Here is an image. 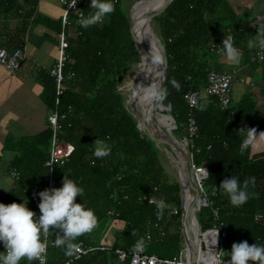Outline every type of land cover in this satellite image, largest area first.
I'll list each match as a JSON object with an SVG mask.
<instances>
[{"label": "trees", "instance_id": "1", "mask_svg": "<svg viewBox=\"0 0 264 264\" xmlns=\"http://www.w3.org/2000/svg\"><path fill=\"white\" fill-rule=\"evenodd\" d=\"M90 2L79 1V10L85 16L94 11L89 8ZM112 2L115 11L89 28H82L79 21L71 18L74 33L68 40L70 57L63 69V92L57 94L54 77L48 72L44 97L51 110L66 112L59 136L75 146L69 158L57 164L54 187H61L68 175L84 189L76 202L94 210L97 224L107 216L123 226L117 227L113 242L108 245L94 241L92 231L78 237V248L93 247L79 256L78 249L67 255L64 248L54 246L53 229L48 236L46 264H129L138 241L146 253L167 259L178 257L185 247L180 179L166 171L162 163L166 152L138 126V117L125 103L119 88L131 66L141 62V53L132 34L125 0ZM248 19L229 0H172L151 18L167 59L166 78L160 90L166 95L158 101L171 105L175 137L186 136L188 117L192 116L197 123L198 135L193 142L198 151L194 160L208 167L210 175L204 186L208 185V190L215 187L216 193L209 196L212 206H201L196 216L203 230L222 225L219 247L225 261L230 259L234 242L246 240L250 245H264V150L252 152L250 146L241 154L245 133L237 131L260 128L250 122L256 100L248 92L228 109H222L217 97L206 93L200 94L197 104L189 107L184 92L189 88L204 89L207 72L212 68L208 45H222L224 33L234 36V46L241 51L243 62L252 69L263 66L264 51L258 47L250 49L248 40L255 38L258 30H264V25L248 24ZM139 38L149 51L147 42L140 35ZM258 51L263 52L262 57L257 56ZM156 110L164 114L158 109V102ZM50 136L48 125L35 135L19 138V151L10 163L17 173L16 183L4 204L24 202L30 210L39 211L38 193L48 189L45 161ZM96 139L110 146V155L94 156ZM231 176L241 182L255 177V185L248 188L250 198L240 207L232 206L228 195L219 188ZM150 197L165 201L161 214L156 204L149 202ZM214 209L218 212L216 218ZM258 213L263 217L257 220ZM116 249L123 250L125 258ZM20 264L39 263L25 258Z\"/></svg>", "mask_w": 264, "mask_h": 264}, {"label": "crops", "instance_id": "2", "mask_svg": "<svg viewBox=\"0 0 264 264\" xmlns=\"http://www.w3.org/2000/svg\"><path fill=\"white\" fill-rule=\"evenodd\" d=\"M63 11L64 4L61 0H0V46L9 49L21 46L24 50L20 65L14 72L0 63V203L4 202L16 183L10 163L19 151V138L35 135L48 126L47 119L51 108L44 97L46 74H50V69L57 60L60 31L58 24L60 27ZM72 17H75L74 13L70 15ZM71 26L69 32L73 35L74 27ZM218 62H221L217 64L220 69L214 70H235L234 79L257 89L248 88L246 93H252V98L256 100L255 107L259 108L258 96L264 99V65L252 69L248 63L243 62L242 56L238 65L228 61L232 66H226L222 63L223 60ZM257 72L262 76L260 80L255 77ZM204 89L202 91L206 94ZM261 90L262 93L259 94ZM246 93H241L240 98ZM257 109L254 112L256 115L259 114ZM255 116L251 117L250 122L260 127L257 131L259 134L264 131V118L262 122H258ZM261 150H264V141L257 139L252 146V152ZM115 228L116 226L108 222L99 238H93L94 241L105 244L104 240L111 237L107 234L115 233ZM3 251L5 248L3 242H0V252Z\"/></svg>", "mask_w": 264, "mask_h": 264}, {"label": "clouds", "instance_id": "3", "mask_svg": "<svg viewBox=\"0 0 264 264\" xmlns=\"http://www.w3.org/2000/svg\"><path fill=\"white\" fill-rule=\"evenodd\" d=\"M77 0H71L69 7H75ZM89 8L94 11L87 16L80 15L79 23L82 28H89L101 23L103 19L115 11L112 0H91ZM248 47H258L264 51V30H258L255 38L248 40ZM222 48L227 61L238 65L241 53L234 46V36L224 33ZM160 60L159 55L156 56ZM179 88L178 85H176ZM166 92H153L157 99H163ZM238 132L245 133L241 141L240 152L244 153L250 146H254L257 139L264 141V131L257 134L256 128H241ZM94 156L104 158L110 155V146L96 139L94 141ZM202 178L207 179L210 175L206 168L202 171ZM255 185V177H249L241 182L238 177L225 178L219 185L229 198L234 207H240L250 198L249 185ZM84 189L68 175L62 180V186L44 189L38 193L40 197L39 215L27 207V203L10 204L0 203V242H3L5 251L0 252V264H20L23 259L27 261H39L46 264L47 238L51 230L55 229V247L65 249L67 255L73 254L78 245L75 243L78 237L91 232L97 225V217L93 209L83 203H77L76 198L83 196ZM150 203H155L158 214L166 207L165 201L160 198H149ZM204 203V200H201ZM135 234V233H133ZM219 232L217 231L213 244L218 243ZM139 242L137 247H141ZM230 259L225 261L223 253L218 264H264V245L249 244L246 240L234 242L229 252Z\"/></svg>", "mask_w": 264, "mask_h": 264}, {"label": "built area", "instance_id": "4", "mask_svg": "<svg viewBox=\"0 0 264 264\" xmlns=\"http://www.w3.org/2000/svg\"><path fill=\"white\" fill-rule=\"evenodd\" d=\"M64 4V11L61 17V29L58 33V56L57 60L53 67L50 69V74L54 77V81L56 84V92L57 94H61L64 89V66L69 60V53H68V46H69V36L71 33L69 32V27L72 25V20L70 15L72 13L75 14V19L79 21L80 15L83 14L81 10H79V1L77 0V4L75 7H69L71 0H61ZM209 49L211 51H215L217 53H224L222 45L211 42L209 44ZM24 56V50L21 47L15 48H7L5 46H0V63L4 65L9 71L14 72L20 65V62ZM257 56L262 57L263 52L258 51ZM235 70L226 71V72H219L214 69H209L206 76V86L205 92L207 94L215 95L218 99L219 105L222 109H228L231 106L232 102V84L234 81ZM202 90H196L193 88H189L184 92V98L189 105V107H193L197 104L198 98L201 94ZM66 118V112L59 113L56 109L51 110L48 114V125L51 129V136L49 139V146H48V158L45 161V166L48 168V189L53 188L55 185V173L57 164H63L69 156L74 151V144L70 141L63 139L59 136L60 129L62 127V120ZM187 129H186V136L180 138V142L183 145L187 156L189 158L191 168L193 170L194 179L198 188V198H199V210L201 206H212L213 200L210 198V195H214L216 193L215 187L211 190H208L204 186L205 179L202 178V171L204 168L207 169L208 167L204 163H197L194 160V154L198 149L194 147V139L198 135V126L192 116L187 118ZM13 175H17L15 171H13ZM149 199V198H148ZM201 200H204V203H201ZM176 209L171 210V212H175ZM37 215H39V211H34ZM213 214L218 217L217 209L213 210ZM263 217V214L258 213L255 215V219H260ZM222 225H215L212 228H207L203 230L200 225V229L202 230L201 236L204 237V232L213 231L215 233L214 240L216 237L217 231L219 232ZM140 241H138L139 243ZM49 240L47 238V246ZM138 243L136 244L135 249L131 252V256L129 259V264H189L187 251L182 248L179 252L178 257L173 259H167L159 257L154 253H146L144 251L143 245L141 247H137ZM213 244V243H212ZM104 248V246H102ZM89 249H93L89 248ZM89 249H82L78 248L77 256L80 253H85ZM119 253L121 258H125L126 253L121 249H116ZM203 251H210L212 253V261L210 262H203L202 260L198 259L197 264H218L221 258V248L219 247V236H218V243L215 245H207L206 241L202 239L201 242V252ZM39 263V261H38Z\"/></svg>", "mask_w": 264, "mask_h": 264}, {"label": "water", "instance_id": "5", "mask_svg": "<svg viewBox=\"0 0 264 264\" xmlns=\"http://www.w3.org/2000/svg\"><path fill=\"white\" fill-rule=\"evenodd\" d=\"M171 1L172 0H161L157 6H154L149 11H147L144 15L145 26L150 28L149 22L152 16L159 12ZM130 26L133 37L135 38L134 40L136 41L137 47L141 53V62L139 64L143 62V65H145L146 68L152 69L150 74L148 73L149 75L146 76V82H143L144 84H146L152 81L153 78H155L156 75L154 74H156L157 63L154 56H152V53L147 50V48L140 40L139 30L135 27V21H133V19H130ZM141 28L142 27H140V31H142ZM162 52L164 67L162 70L163 73L161 76V80L158 84L157 92H160L161 86L166 78L167 59L164 50ZM135 83L137 84L132 89L131 97L133 99V107L135 113L138 117V126L146 130L148 135L156 141L157 146H159V148L163 149L166 152L168 157L171 159L172 162H174V164L178 168L179 179L182 187V232L185 238V249L187 251L189 264H197L200 248L199 243L195 240V233L193 227H195L194 222L195 224L196 222H198L196 212L199 210V194L187 153L180 140L174 136L172 131V129L176 127V124L173 119L174 117L170 113L171 105L159 102L157 98L155 99L158 102V109H163L165 114L169 116L168 119H170L171 122V125L160 127L153 119H151V117H149V115H147L145 107L143 106L139 98V93L141 89L140 87H142V85L144 84L141 83L139 85L138 80ZM186 192H188V194L190 195V199L188 201H186V198H184Z\"/></svg>", "mask_w": 264, "mask_h": 264}, {"label": "rangeland", "instance_id": "6", "mask_svg": "<svg viewBox=\"0 0 264 264\" xmlns=\"http://www.w3.org/2000/svg\"><path fill=\"white\" fill-rule=\"evenodd\" d=\"M137 1L138 0H125V5H126V10H127V14H128L127 16L128 17H129V13H130L132 7L135 5V3ZM231 4L235 7V9L237 11L241 12V16L242 17H245L246 19H248L251 16V18L247 20L248 24H251V25H257V24L264 25V20L262 19V18H264L263 17L264 16V0H232ZM140 9H141V7L138 10L139 15H140V12H139ZM244 12H246V13H244ZM149 25H150L149 27L151 28L154 36L157 38L159 43L163 46V42H162V40H160L161 37H160V35L158 33V29H157L156 24L152 23V20H150ZM147 38H148V35H147ZM149 46L151 48L150 52L152 53V47H151L152 45H151L150 42H149L148 47ZM162 50H164V46H163ZM209 59H211V60H208V61H210L209 63H210V65H211V67L213 69H220L217 64H220L221 62H218V61H221V60L224 61V62H222L224 65L232 66L231 64L228 63V61L226 59V56H225V53H216L215 51H212L211 54H210ZM144 68H145V65H143V62L141 64L132 65L131 68L127 72V76L124 78L123 82L119 86L120 90L125 95V103L134 112H135L134 107L131 104L129 99H130V96H131V93H132V87L134 86L136 80H138V78L141 79L142 77H144L146 75V73L144 72ZM255 77H256L257 80H260V78L262 76L260 75L259 72H257ZM248 88H253V86L245 85L241 81L234 79L233 84H232V102L231 103L239 100L241 93H244V92L246 93ZM253 89H255V88H253ZM255 90H257V89H255ZM260 93H262V90L259 91V94ZM204 94L205 93L203 92L202 95H204ZM258 97H260L259 98L260 99L259 100V108L257 107L258 109L257 108L256 109L258 110L259 114L256 115L254 113V115H252V117L256 115L258 118L255 116V120H257L258 122H262V119L264 118V115H262V114H264V108H263L264 107V99H263L262 96H258ZM162 111H163V113H165L163 109H162ZM162 118L166 119V120H169V119H167L164 116V114L159 113L158 121H159V119H162ZM176 138L180 140L179 137H176ZM167 156H168L167 154H166V157L162 156V163L165 166L166 171L169 173V175H171L173 177L174 176H178L179 177L177 166L174 164V162L171 161V159L169 157L167 159ZM205 187L207 188L208 185H206ZM108 222H111L112 225L116 226L115 232H117V229H118L117 227L118 226H123V224L120 225L121 223H117L115 220L111 219L110 217L105 216V217L101 218L99 223L92 230V232H91L92 238L95 237V239L97 240L99 238L98 237L99 234L102 231L105 230V227L108 225ZM199 226H200V224H199ZM106 229H108V228H106ZM113 234L114 233L107 234L108 236H111V237H107L104 240L105 244L108 245V244H111L113 242V237H112ZM108 238H110L111 240L108 241L107 240Z\"/></svg>", "mask_w": 264, "mask_h": 264}, {"label": "bare ground", "instance_id": "7", "mask_svg": "<svg viewBox=\"0 0 264 264\" xmlns=\"http://www.w3.org/2000/svg\"><path fill=\"white\" fill-rule=\"evenodd\" d=\"M161 0H138L135 5L132 7L130 13H129V17L130 19H133V21H135V27L138 28L139 30V35L140 37L145 40L148 45L149 42L151 43V47H152V56H154L156 63H157V67H156V75L155 78L152 79V81H150L149 83L144 84L143 82H146L147 78L146 76H148L151 72V68H144V72L146 73V75L144 77H142L141 79H138V83L139 85L141 83H143L144 85H142V87H140V100L143 104V106L145 107V111L147 113V115H149V117H151V119H153L160 127L163 126H167L171 125L170 119L168 120V122L166 121V119H159V112H157L156 110V103L157 101L155 100L156 97L153 96V92L156 91L157 92V88H158V84L161 80V76L163 73V67H164V61H163V50H162V46L159 43V41L157 40V38L154 36L151 28H148L147 26H145L144 24V15L147 11H149L151 8H153L154 6H157L160 3ZM140 9V15L138 13L139 8ZM140 27H142V31H140ZM148 35V38H147ZM151 51V48L149 46V52ZM151 53V52H150ZM159 55L161 57L160 60L156 59V56ZM148 69V70H147ZM149 73V74H148ZM153 75V76H154ZM137 82V80H136ZM137 83L134 84L133 87L136 86ZM132 87V89H133ZM130 102L132 105L133 104V99L130 96ZM165 114V113H164ZM167 119L169 118L168 115H164ZM190 195L188 194V192H186L185 197L186 201H188L190 198ZM194 233H195V240L196 242L199 243V255H198V259L202 260L203 262H210L212 261V253L210 251H203L201 252V242L202 239L206 241L207 245H214L212 244L214 242V235L215 233L213 231H207L204 232V237L202 238L201 236V232L202 230L200 229V226L198 224V222H194ZM208 233V234H207Z\"/></svg>", "mask_w": 264, "mask_h": 264}]
</instances>
